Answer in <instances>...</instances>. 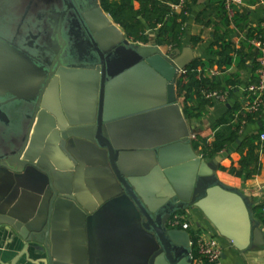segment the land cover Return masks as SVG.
<instances>
[{
	"label": "water",
	"instance_id": "1",
	"mask_svg": "<svg viewBox=\"0 0 264 264\" xmlns=\"http://www.w3.org/2000/svg\"><path fill=\"white\" fill-rule=\"evenodd\" d=\"M194 60L189 47L166 55L133 43L99 0H0V235L21 244L7 264L31 254L56 264L55 203L89 212L59 189L61 172L90 157L114 190L101 206L126 198L133 229L152 237L147 264H193L189 233L167 226L192 209L237 252L264 249L256 206L218 180V159L192 147L176 82ZM29 186L50 193L41 224L24 210Z\"/></svg>",
	"mask_w": 264,
	"mask_h": 264
},
{
	"label": "crops",
	"instance_id": "2",
	"mask_svg": "<svg viewBox=\"0 0 264 264\" xmlns=\"http://www.w3.org/2000/svg\"><path fill=\"white\" fill-rule=\"evenodd\" d=\"M222 1L224 0H185L189 12L184 23L185 34L180 49L191 48L194 59L206 64V74H209V70L217 71L218 74L214 77L222 86L220 91L227 94L226 102L211 103L212 106L207 108L200 118L191 119L190 122L196 137L211 142L219 130H214L216 122L231 108H236L233 123L241 119L238 141L241 143L247 138L253 139V145L257 147L254 155L258 159L259 170L257 175L247 180L227 172L231 166L237 167L241 157L248 153L247 147L242 154L238 151L239 143L214 157L220 163L216 176L223 185L238 190L256 206L254 216L261 223L264 233V142L260 140V135L264 133V108L254 114L242 110L247 96L246 89L255 84L258 78L259 54L249 44V40L261 41L257 28L264 29V0H242L241 6H233V16L221 8ZM134 7L138 9L139 5L135 3ZM204 12L206 19L201 15ZM146 32L151 39L154 38L153 30ZM215 34L241 52L240 56L232 55V64L227 68L219 67L216 64L217 57L210 53L211 46L216 41ZM193 38L196 40L192 41ZM159 47L165 53L164 49L167 46ZM212 51H217V47L213 46ZM239 60L243 61L241 69L238 68ZM209 62L214 64L210 66ZM255 63L258 64V69L253 71ZM197 153L200 155V150ZM67 163L69 164L65 160L63 166ZM58 185L64 192L73 190L89 212L83 209L82 211L72 204L68 206L55 203L50 230L54 263L147 264L154 249L153 239L141 229H133L139 222V217L133 204L126 198L113 200L101 206L114 194V190L107 171L103 170L95 158L90 157L83 161V164L73 168V171L69 169L62 171ZM27 191V194L23 195L24 210L41 224L46 217L49 200L47 195L50 193L47 189L43 190V187L34 186H29ZM38 192L41 196H38ZM43 202H46V206ZM187 214L194 225L210 229L207 221L197 210L192 209ZM219 241L224 247L221 264H264V249L257 248L243 254L234 250L223 239ZM17 248L20 249L21 244H17V239L11 232L1 234L0 262L9 263L16 255ZM41 259L43 257L31 254L29 260L22 258L19 264H37Z\"/></svg>",
	"mask_w": 264,
	"mask_h": 264
},
{
	"label": "trees",
	"instance_id": "3",
	"mask_svg": "<svg viewBox=\"0 0 264 264\" xmlns=\"http://www.w3.org/2000/svg\"><path fill=\"white\" fill-rule=\"evenodd\" d=\"M103 10L110 16L112 21L118 25L126 37L133 43L146 45L155 42L158 46H167L170 50L180 49L182 39L185 34L184 23L186 15L189 12L188 6L185 4L179 13L173 12L170 5L177 4L179 0H99ZM139 5L135 9L134 4ZM221 8L224 9V1L221 2ZM206 19V12L201 13ZM235 17V15H234ZM198 21L200 18L198 17ZM207 23V22H206ZM147 30L154 31V38L151 39L147 34ZM257 33L264 42V29L258 27ZM215 42L211 46V55L217 57L216 64L226 68L232 64V55L240 56L237 50L230 42L220 39L218 35H214ZM196 39H192L195 41ZM216 46L217 51H212V47ZM209 62L208 65H213ZM243 61L239 60L238 68H243ZM206 64L200 60H194L185 69V74L180 75L176 82V95L181 103L183 115L185 119L200 118L207 108L212 104L203 98V91H220L222 86L217 78L209 77L206 73L199 75L197 70L205 69ZM258 69L255 63L253 71ZM264 99V97H263ZM196 102V103H195ZM263 106L259 111L263 110ZM235 109L231 108L225 116L219 119L215 129H219L211 142L205 138L196 137L192 141V147L195 151L200 150L203 159H213L218 154L228 150L230 147L237 145L240 138V121L233 123ZM248 148L246 156H242L237 167L231 166L227 172L235 177L244 180L250 179L258 173V159L254 155L256 146L253 145V139L247 138L243 140L238 151L242 154L244 148ZM224 170V169H223Z\"/></svg>",
	"mask_w": 264,
	"mask_h": 264
},
{
	"label": "built area",
	"instance_id": "4",
	"mask_svg": "<svg viewBox=\"0 0 264 264\" xmlns=\"http://www.w3.org/2000/svg\"><path fill=\"white\" fill-rule=\"evenodd\" d=\"M185 5V0H179L177 4L170 5L173 12H181ZM242 0H224V9L233 16V6H241ZM249 44L258 52L259 71L255 84H251L246 89V101L243 103V111L248 114L256 113L263 106L264 97V43L258 39L249 40ZM207 71V70H206ZM199 68V75L206 73ZM208 73V72H207ZM185 74V70L180 74ZM217 71L209 70V77H214ZM179 75V76H180ZM203 98L210 103L226 102L227 94L221 91H203ZM235 119V118H234ZM196 136H192V141ZM261 142H264V133L260 135ZM264 210V207H263ZM170 229L186 231L190 235V246L192 249L193 264H221L224 254V247L220 243L217 234L210 228H201L194 225L186 212H178L171 216L167 222Z\"/></svg>",
	"mask_w": 264,
	"mask_h": 264
},
{
	"label": "rangeland",
	"instance_id": "5",
	"mask_svg": "<svg viewBox=\"0 0 264 264\" xmlns=\"http://www.w3.org/2000/svg\"><path fill=\"white\" fill-rule=\"evenodd\" d=\"M164 50H166V51H165V54H166V55H169V54H171V53H172L168 47H167V48H165ZM178 102H179V104L181 105V103H180V101H179V100H178ZM187 122H188V124H189V125H191V126H192V123H191L189 120H188Z\"/></svg>",
	"mask_w": 264,
	"mask_h": 264
}]
</instances>
